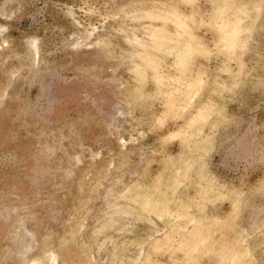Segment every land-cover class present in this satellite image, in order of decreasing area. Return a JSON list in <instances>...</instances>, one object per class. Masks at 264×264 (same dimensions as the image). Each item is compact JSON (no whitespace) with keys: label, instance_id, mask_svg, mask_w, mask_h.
<instances>
[{"label":"rangeland","instance_id":"374dc122","mask_svg":"<svg viewBox=\"0 0 264 264\" xmlns=\"http://www.w3.org/2000/svg\"><path fill=\"white\" fill-rule=\"evenodd\" d=\"M264 264V0H0V264Z\"/></svg>","mask_w":264,"mask_h":264},{"label":"bare ground","instance_id":"6f19581e","mask_svg":"<svg viewBox=\"0 0 264 264\" xmlns=\"http://www.w3.org/2000/svg\"><path fill=\"white\" fill-rule=\"evenodd\" d=\"M30 264H38V262H37V260H32Z\"/></svg>","mask_w":264,"mask_h":264}]
</instances>
